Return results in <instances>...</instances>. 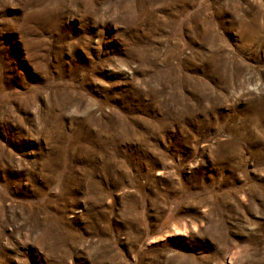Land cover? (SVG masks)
I'll return each instance as SVG.
<instances>
[{
    "label": "rangeland",
    "instance_id": "obj_1",
    "mask_svg": "<svg viewBox=\"0 0 264 264\" xmlns=\"http://www.w3.org/2000/svg\"><path fill=\"white\" fill-rule=\"evenodd\" d=\"M0 264H264V0H0Z\"/></svg>",
    "mask_w": 264,
    "mask_h": 264
}]
</instances>
